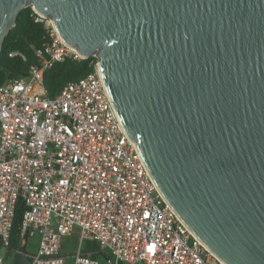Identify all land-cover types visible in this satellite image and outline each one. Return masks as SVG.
<instances>
[{
    "label": "water",
    "instance_id": "water-1",
    "mask_svg": "<svg viewBox=\"0 0 264 264\" xmlns=\"http://www.w3.org/2000/svg\"><path fill=\"white\" fill-rule=\"evenodd\" d=\"M96 58L165 201L224 264H264V0H0Z\"/></svg>",
    "mask_w": 264,
    "mask_h": 264
},
{
    "label": "built area",
    "instance_id": "built-area-1",
    "mask_svg": "<svg viewBox=\"0 0 264 264\" xmlns=\"http://www.w3.org/2000/svg\"><path fill=\"white\" fill-rule=\"evenodd\" d=\"M33 14L46 29L43 43L33 48L40 64L31 65L27 77L0 85V264L19 198L25 206L19 237L25 243L37 237L29 264H66L62 239L75 229L72 264H224L158 191L96 63L53 98L46 96V70L85 58L48 18Z\"/></svg>",
    "mask_w": 264,
    "mask_h": 264
},
{
    "label": "trees",
    "instance_id": "trees-1",
    "mask_svg": "<svg viewBox=\"0 0 264 264\" xmlns=\"http://www.w3.org/2000/svg\"><path fill=\"white\" fill-rule=\"evenodd\" d=\"M33 16L30 7L20 11L14 27L4 38L0 51V85L11 79L27 77L29 67L40 64V59L34 56L33 48H38L43 43L46 29L44 24L34 22ZM10 53L16 55L10 57ZM96 62V58L91 57L79 62L65 60L56 63L43 74L46 96L53 98L66 83L77 81L93 71ZM24 210V202L19 198L14 207L9 245L4 253L5 264H29L31 261V253L27 251L25 241L19 237ZM90 249L96 250V245L88 244L87 250ZM93 257L101 259L98 253L93 254Z\"/></svg>",
    "mask_w": 264,
    "mask_h": 264
},
{
    "label": "rangeland",
    "instance_id": "rangeland-1",
    "mask_svg": "<svg viewBox=\"0 0 264 264\" xmlns=\"http://www.w3.org/2000/svg\"><path fill=\"white\" fill-rule=\"evenodd\" d=\"M77 229H75L74 234L70 236L63 237L62 243H61V254L65 258L66 264H72L73 263V254L76 250L79 238L76 234ZM37 237L31 238L26 243V249L29 253L35 252L37 249L36 246Z\"/></svg>",
    "mask_w": 264,
    "mask_h": 264
}]
</instances>
